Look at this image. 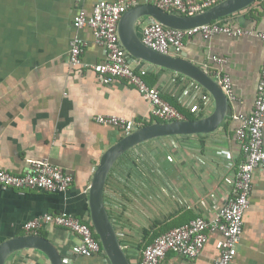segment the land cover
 <instances>
[{
    "label": "crops",
    "instance_id": "obj_1",
    "mask_svg": "<svg viewBox=\"0 0 264 264\" xmlns=\"http://www.w3.org/2000/svg\"><path fill=\"white\" fill-rule=\"evenodd\" d=\"M95 1L0 0V169L21 174L32 160H48L72 176L62 192L0 185V242L24 235L22 224L47 212L89 219L87 190L93 171L102 153L125 135L112 125L98 123L96 115L122 116L132 122L133 130L157 120L148 101L126 79L115 77L104 83L91 68L70 63L73 38L84 42V64L105 60L90 27L73 25L74 15L90 13ZM242 12L251 20L246 27L233 22L235 15L217 21L250 33L196 34L184 39L181 50L213 78L216 74L230 78L233 96L219 126L206 134L144 141L124 152L108 174L105 206L131 264L139 263L142 249L155 237L197 215L212 218L232 195L234 176L243 161L235 137L238 115L253 109L264 57L257 34L264 31V0H256ZM151 21L145 16L135 23L140 38ZM129 60L147 84L157 86L161 96L180 111L182 119L213 111L211 93L204 88L193 92L188 77L130 55ZM38 234L57 247L63 264L110 263L103 253L78 254L79 238L69 230L44 225ZM221 238L219 231H209L198 255L188 258L169 251L161 264H216V242ZM236 249L231 264H264V168L253 172ZM5 264L50 262L43 253L26 249L12 254Z\"/></svg>",
    "mask_w": 264,
    "mask_h": 264
},
{
    "label": "built area",
    "instance_id": "obj_2",
    "mask_svg": "<svg viewBox=\"0 0 264 264\" xmlns=\"http://www.w3.org/2000/svg\"><path fill=\"white\" fill-rule=\"evenodd\" d=\"M220 1L154 0L153 4L170 12L192 15ZM139 3L140 0H97L93 3L90 13L84 11L76 13L73 17V25L77 28L90 27L95 43L104 49L105 60L96 64H84L82 61L84 42L79 38L72 39L68 59L72 64H83L91 68L104 83H109L115 77L126 79L148 101L151 114L155 118L163 121L182 119L183 115L161 96L159 88L147 84L141 73L131 65L129 54L119 40L117 27L122 14ZM216 33L240 35L250 31L218 21L178 29L153 20L143 27L141 40L155 51L177 55L181 52L186 37L196 34L208 37ZM257 34L264 44V31ZM213 59L217 62L223 61L220 57H213ZM214 78L221 83L227 97H232L230 78L225 74H216ZM188 81L189 84H194L190 88L193 92H200L199 90L203 88L192 79L188 78ZM203 97L205 99L206 96ZM193 110L196 111L194 108ZM238 118L240 125L235 129V137L240 144L243 161L234 176L232 195L217 209V213L212 218L197 215L189 222L155 237L142 249L138 264H161L169 251L193 258L199 254L206 243L209 231H219L222 234V238L216 242L219 250L216 264L232 263L243 228V214L249 203L253 172L264 168V57L255 89L253 109L248 115L239 114ZM95 119L98 123L118 128L124 134L133 130L132 122L122 116L102 114L96 115ZM71 182L70 174L48 160H32L21 174L0 169V185L5 188L62 192L68 189ZM44 225L61 227L77 235L79 244L76 251L80 255L92 256L103 253L89 219H80L72 214L61 212H47L26 220L22 224V230L25 234H38ZM104 264L110 263L106 261Z\"/></svg>",
    "mask_w": 264,
    "mask_h": 264
},
{
    "label": "water",
    "instance_id": "obj_3",
    "mask_svg": "<svg viewBox=\"0 0 264 264\" xmlns=\"http://www.w3.org/2000/svg\"><path fill=\"white\" fill-rule=\"evenodd\" d=\"M256 0H221L192 15H182L164 10L153 3H139L127 9L121 16L117 32L123 48L130 56L151 65L180 73L211 93L214 108L208 115L196 119L155 121L120 137L101 155L87 190L89 221L98 236L103 254L111 264H131L117 236L104 202V188L108 174L116 160L130 148L152 138L170 135L206 134L214 131L225 117L228 97L219 83L201 66L187 59L185 53L164 54L148 47L135 30L138 19L148 16L165 26L184 29L217 21L235 15L233 22L246 27L251 20L242 12ZM32 249L43 253L50 264H63L57 247L39 234H24L0 242V264H5L14 253Z\"/></svg>",
    "mask_w": 264,
    "mask_h": 264
},
{
    "label": "trees",
    "instance_id": "obj_4",
    "mask_svg": "<svg viewBox=\"0 0 264 264\" xmlns=\"http://www.w3.org/2000/svg\"><path fill=\"white\" fill-rule=\"evenodd\" d=\"M186 118H188V119H193V117L192 116H188L187 115V117ZM156 121H163V120H159V119H157Z\"/></svg>",
    "mask_w": 264,
    "mask_h": 264
}]
</instances>
